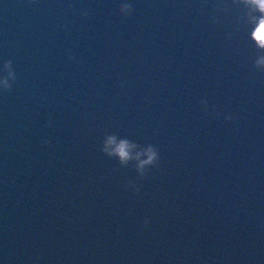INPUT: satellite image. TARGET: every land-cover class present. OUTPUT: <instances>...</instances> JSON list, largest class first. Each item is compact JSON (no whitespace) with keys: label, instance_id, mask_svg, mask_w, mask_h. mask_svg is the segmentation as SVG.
I'll return each instance as SVG.
<instances>
[{"label":"water","instance_id":"1","mask_svg":"<svg viewBox=\"0 0 264 264\" xmlns=\"http://www.w3.org/2000/svg\"><path fill=\"white\" fill-rule=\"evenodd\" d=\"M259 16L245 0H0V78L16 73L0 264H264ZM110 135L137 145L125 164L101 151Z\"/></svg>","mask_w":264,"mask_h":264},{"label":"clouds","instance_id":"2","mask_svg":"<svg viewBox=\"0 0 264 264\" xmlns=\"http://www.w3.org/2000/svg\"><path fill=\"white\" fill-rule=\"evenodd\" d=\"M246 3L255 6V9L260 13L258 20L256 21L255 28L253 30V38H259L264 36V0H245ZM132 11V5L128 2H122L119 7V12L121 15H129ZM84 16H87L88 13L86 11L83 12ZM259 47L264 49V44H260ZM70 59H75V57L70 56ZM254 66L261 71H264V56H261L259 59L255 61ZM3 70L7 73V75L0 78V88L6 91H10L12 89V82L16 79V73L13 68V62L11 60L5 61L3 65ZM201 105L205 108L208 107L207 100H201ZM219 116V113H217ZM225 120H231V115H226ZM44 143L48 144L50 141L44 140ZM137 147V145L131 143L127 139H121L117 142V137L115 135L107 136L104 141V147L101 148V151L108 156H118L121 164H125L129 159H132L130 150L132 148ZM141 155H145L147 159L139 160ZM136 159L139 160L137 165V170L140 173V177L144 178L147 175L146 169H150L153 167H159V151L154 146L149 144L145 149L140 152H137ZM127 188H131L134 192H139V187L136 185L135 182L130 181ZM145 227L148 225V221L145 220L144 222Z\"/></svg>","mask_w":264,"mask_h":264}]
</instances>
